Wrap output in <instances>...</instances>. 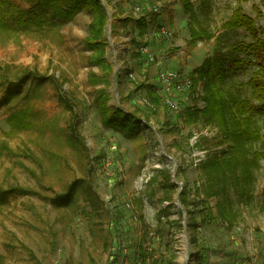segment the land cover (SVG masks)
Instances as JSON below:
<instances>
[{
    "label": "rangeland",
    "instance_id": "rangeland-1",
    "mask_svg": "<svg viewBox=\"0 0 264 264\" xmlns=\"http://www.w3.org/2000/svg\"><path fill=\"white\" fill-rule=\"evenodd\" d=\"M97 1L104 17L85 9L56 28L0 29V264H110L116 214L127 264H135L139 246L148 253L144 264H153L162 242L172 264H264V161L244 197L227 189L236 221L222 225L216 205L226 201L204 194L199 164L229 142L218 127L186 117L204 107L202 84L169 97L158 81L165 71L190 80L216 44L226 58L235 43L249 44L244 30L224 26L238 5ZM183 1L197 14L191 26L210 40L191 42ZM240 7L262 27L253 10L264 13L259 0ZM141 8L156 17L142 37L134 27ZM135 51L139 58L131 57ZM248 76L237 72L233 80ZM22 109L29 126L11 127L7 117ZM118 109L119 126H105L102 117ZM127 115L138 129L128 132ZM202 138L211 141L200 145Z\"/></svg>",
    "mask_w": 264,
    "mask_h": 264
},
{
    "label": "trees",
    "instance_id": "trees-1",
    "mask_svg": "<svg viewBox=\"0 0 264 264\" xmlns=\"http://www.w3.org/2000/svg\"><path fill=\"white\" fill-rule=\"evenodd\" d=\"M238 5L233 10L231 19L225 23L227 30H244L250 38V43L237 42L226 58L219 54L220 45L216 44L217 53L212 58H207L194 69L189 78L191 80V92L202 84L204 107L202 110L187 112V119L201 118L205 125L218 127L221 140L228 143L227 150L220 153H208L204 162L199 164L203 190L206 196H223L226 204L216 205L217 217L222 225L231 227L236 221V215L228 198L227 189L232 187L239 192L240 197L247 194L246 187L253 181V170H259V162L264 161V13L259 8L253 7L256 18L262 21V27H257L255 20L243 13L240 7L246 0H234ZM17 3L27 6V10L19 7ZM264 7V0H259ZM183 15L187 20L188 32L191 42L196 40H210L211 34L197 23V14L190 2L181 3ZM89 9L104 17L103 8L97 0H0V29H43L56 28L72 20L82 10ZM139 19L135 22V29L140 37L144 36L147 25L156 21L154 13H146L144 8L140 9ZM152 17V18H151ZM131 20V18H130ZM132 21V20H131ZM163 24L159 23V29ZM99 37L97 38L99 45ZM140 39L136 43V47ZM142 44V43H141ZM146 45V44H142ZM140 52L132 53L131 57L139 58ZM218 54V55H217ZM129 70V69H128ZM249 72L248 79L243 83L233 80L236 73ZM36 79H40L37 76ZM248 89V95L243 90ZM107 111V108H104ZM123 117L121 110H115L110 115L103 116L102 122L105 126L118 127L116 117ZM124 123L129 127L128 132L138 129L134 116L127 115ZM29 114L26 109L16 113H10L7 117L11 127H28ZM211 140L201 139L200 145H207ZM218 142L217 144H220ZM196 147H198L196 145ZM166 181L168 179L165 178ZM164 188L172 190L173 186L165 184ZM165 189V190H166ZM165 190H163L165 192ZM27 193L26 191L24 192ZM185 190L178 194V202L186 207ZM2 193H0V197ZM225 196V197H224ZM163 202H169L165 196ZM222 200V201H224ZM185 209V208H184ZM193 212H190L192 214ZM185 214L188 213L185 210ZM116 214L111 219V228L114 232L111 248L110 264H123L124 244H118V225L121 219ZM213 219V218H209ZM191 228L199 226L193 222ZM161 250L157 253L153 264H172L173 257L169 255L170 248L165 242L161 243ZM116 251V253H115ZM139 254H135V264H144L148 253L139 246ZM151 253V252H150ZM140 260V261H137Z\"/></svg>",
    "mask_w": 264,
    "mask_h": 264
},
{
    "label": "built area",
    "instance_id": "built-area-1",
    "mask_svg": "<svg viewBox=\"0 0 264 264\" xmlns=\"http://www.w3.org/2000/svg\"><path fill=\"white\" fill-rule=\"evenodd\" d=\"M158 81L161 85V89L166 94H169V97L171 92H177L179 94L181 91L191 88V80H189L188 77H181L170 71L161 72L158 76ZM166 102L169 103L170 106L173 104L172 101L167 100ZM123 264H127V262L124 261Z\"/></svg>",
    "mask_w": 264,
    "mask_h": 264
}]
</instances>
